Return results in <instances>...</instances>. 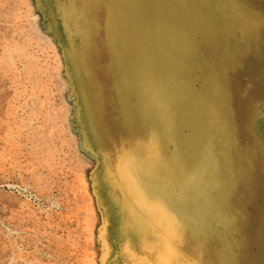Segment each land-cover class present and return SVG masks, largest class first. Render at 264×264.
<instances>
[{"label":"rangeland","instance_id":"374dc122","mask_svg":"<svg viewBox=\"0 0 264 264\" xmlns=\"http://www.w3.org/2000/svg\"><path fill=\"white\" fill-rule=\"evenodd\" d=\"M249 1L264 12V0ZM76 4L93 24L98 15L95 0H76ZM46 10L51 7L47 5ZM256 35L253 32L245 40ZM237 39L243 41L241 36ZM100 41L97 28L91 27V39L79 48V55L92 77L85 78L83 68L78 76L72 66L74 90L64 70V52L36 1L0 0V264H102L106 256L101 239L103 212L93 192L96 159L86 142L78 102L84 97L94 140L100 150L109 151V165L115 157L111 137L118 132L126 135L129 122L122 117L113 70L107 67L110 57ZM259 42L261 51L243 54L244 68L231 78L239 131L233 124L230 127L239 140L223 150L226 167L245 191L243 203L256 210L252 215L257 217L255 222L243 211L251 220H247L250 237L237 252L241 264H264L258 233L264 221V169L254 119L256 103L264 101V30ZM119 50L127 64L130 48L122 44ZM124 72L120 80L130 81L134 70ZM94 95L98 110L92 106ZM124 106L126 109L125 102ZM98 192L106 206L108 237L114 241L118 237L116 216L121 214L116 215L114 207L112 213L101 183ZM133 243L139 246L135 240ZM253 252L259 255L254 257Z\"/></svg>","mask_w":264,"mask_h":264},{"label":"water","instance_id":"95a60500","mask_svg":"<svg viewBox=\"0 0 264 264\" xmlns=\"http://www.w3.org/2000/svg\"><path fill=\"white\" fill-rule=\"evenodd\" d=\"M35 1L64 52V70L74 86L70 67L72 35H84L90 41L91 23L74 0ZM95 2L98 15L93 17L92 25L99 32L102 49L117 55L118 43H126L130 48L134 74L125 84L134 96L133 105L142 125V136L134 148L153 151L154 157L145 160L133 148L116 156L109 172V151L98 150L91 140L78 102L83 132L96 159L92 170L93 192L103 212L101 239L106 247L102 264H107L118 239L112 241L108 237L109 220L98 186L100 183L108 186L114 175L128 186L125 194L118 189L131 219L127 223L124 216H116V234L126 235L131 264H152V249L131 244L133 240L138 242L137 232L142 233L147 245V236H152L156 238L155 244L161 243L164 249L177 254L169 241L171 237L183 241V230L200 237L203 243L209 237H224L235 228L236 218L229 202L231 191L223 182V164L217 150L219 143H227L219 133L228 123L222 121L216 102L222 101L230 119L227 122L236 130L230 88L235 64H221L218 70L208 60L201 62V43L210 49L222 46L224 40L234 41L235 34L245 39L257 32L256 42H249L241 52L248 53L264 30V12L249 0ZM47 5L50 11L46 10ZM195 58L198 66L194 72ZM184 70L196 75V83L182 77ZM103 155L107 161L102 162ZM182 180L186 182L184 187ZM228 250L226 247L225 252L229 253ZM225 252L223 246L216 247L217 261L234 264Z\"/></svg>","mask_w":264,"mask_h":264},{"label":"bare ground","instance_id":"6f19581e","mask_svg":"<svg viewBox=\"0 0 264 264\" xmlns=\"http://www.w3.org/2000/svg\"><path fill=\"white\" fill-rule=\"evenodd\" d=\"M74 1L76 3V0H74ZM34 15H35V13H34ZM91 27H93L92 22H91ZM39 32H40V30H39ZM90 33H91V31H90ZM255 33H257V32H255ZM237 36H238V34L237 35L235 34V36H232V39L234 41L229 42L228 40H224L222 42V46L219 45L218 47L215 46V47L210 48V49H208L206 46H204L203 45L204 43L202 42L201 45L203 47H202V51H201V59H200L201 62L204 60H208V63L209 64L212 63V65L218 70H219L221 64L225 65V64H232L233 63L232 65L235 64L234 67L231 69V75L233 77L234 74H236V73H238V71H240L239 69L244 68V65H241V60H242V55L245 53H241V52H243V50H245L244 48L248 45L249 42L253 41L252 43H255L256 41H254V40L257 37V35H256V37L254 39H251V40L250 39L249 40L242 39L243 41H240V39L237 40ZM72 37L74 40V47L71 51L72 55L70 57L71 70H72V66H74L76 74L78 76H82L81 68H83L84 77L90 78V77H92V73L89 71L90 69L86 70V68L83 66L82 58L79 55L80 54L79 48L84 43H86V44L89 43V40H87V37H84V35H79V34L72 35ZM228 39H230V38H228ZM67 41H68V43H70L69 37H67ZM120 46H121L120 43H118V46H117L118 52H116L117 55L110 54L107 51L108 55L110 57L109 65L107 67L111 68L113 70L112 79L114 82L116 93L119 96V101L121 102V105H122V107H121L122 117H124L129 122L127 124V126L125 125L126 135H122L120 132H118L116 134L114 133L113 137L110 136L112 138V143H113V147L115 150V157L118 155H121V153H123V152L127 153L128 151L132 150L135 146L136 140H138L142 136V125H141L140 120L138 118V115L136 113V108L133 105L134 96H133L131 90L129 89L128 85L125 84L124 81L122 82L120 80V77L124 76V74H123L124 71H125L124 73H126V75L128 73H130V71L132 73L131 55H130V59L128 60L127 64H125L124 60L118 55V54H120L119 53ZM254 46L256 48L251 46L249 51H251L253 49L258 50L259 52L261 51L260 50L261 46H260L259 40H258V43ZM124 47H128L126 43H124ZM58 50L60 51V48ZM222 51H224V52H223L222 56L219 58L218 55ZM247 54L244 56V59L248 56ZM222 59H225V60H222ZM197 66H198V60L195 58L194 70H193L194 72L197 69ZM72 72H73V70H72ZM182 77L186 81L191 80L192 82L196 83V75H194V74L189 75L187 70L182 71ZM92 100L94 102V105L92 104V106H94V108L96 110H98L99 109L97 107L98 101L95 98V95L92 97ZM124 102L126 103V109L124 106ZM214 102H215V100H214ZM216 102L218 103L219 114L221 116L222 121L224 120L226 123H228L227 127L221 129L222 133H219L220 136L222 137V139L224 141H227V143H225L224 145L222 143H219L217 146V150L219 152V155H220V158H221V161L223 164V167H222L223 182L225 183L227 190L231 191L229 202L231 204V208L233 211L232 213H233L234 217L236 218L235 228L233 230H231L230 232L226 233V235L224 237H221V238L220 237H216V238L215 237H212V238L209 237V238L205 239V241H203V243H202V240L200 239V237L195 238L193 235L190 234L189 231L183 230L182 234H181V237H182L181 239L183 241H180L176 237H171L170 241H169L171 243V245L173 246V248L177 251V254L172 253L171 251H173V250L167 251V249H164V247L161 245V243L155 244L154 240H156V238H154L152 236H147L148 243H149L147 245V243L144 242L142 233L137 232L138 245L141 246L143 249H148V247H149V249L153 250L154 261H151L152 264H202V262H204V261L209 262L210 264H220L217 261V259L215 258L217 246L218 247L223 246L224 252H225V248L228 247V249L230 251L228 250L229 251L228 254H227V251L225 252L226 256L228 255L229 257H232L234 264H241V263H239V260H240L239 256H241V255H239L240 253L237 254V252H239V250H242V247L244 248L246 237L247 236L250 237V233L248 231L249 223L247 222V220L252 219L254 222L256 221V219H257L256 215L254 217L252 216L253 214H255L254 211H256V210H255V206H253V205L249 206V205H245L243 203L242 198H243V193H245V191L237 186V184L235 183V179L233 178L234 172L231 169H229L228 167H226V162H227L226 160H228V158L224 155L223 150H224V148H227L228 145L230 147L231 141H234L236 143L239 140V138L236 137V135H234V133L230 127L231 126L230 122H227V119H229V118L227 116V111L225 110L224 107H222V101L218 102V99H217ZM80 104H81V108H82L84 122H85L86 127L89 131L91 140L97 146V143L93 137V133L90 129V123H89L87 113H86L87 111H86L84 97L81 99ZM257 110H258V108H257ZM257 110H256V112H258ZM257 114H255V119L259 118V116H257ZM236 124H237V122H236ZM236 131H239L238 127H237ZM81 132H82V130H81ZM76 147H77V145H76ZM86 147H85V150H86ZM231 147L234 148L233 146H231ZM260 147L262 149L261 145H260ZM97 148H98V150H100V148L98 146H97ZM134 150L137 151V152L133 151L134 153L140 155L145 160L154 159L153 151L150 152V150H148V149L143 150L141 147L138 150L136 148H134ZM151 153H152V155H151ZM90 154H92V153H90ZM115 157H114V160L116 159ZM103 160H107V158H105L104 155H103ZM112 164L111 165L108 164L109 172H112ZM232 165H233V163H232ZM233 168H235V167H233ZM240 172H241V170H240ZM236 173H237V171H236ZM114 177L115 178H112V177L109 178L110 182L108 181V183L110 186L109 185L106 186L105 183L103 184L104 193L103 192L102 193L104 194L103 195L105 197L104 199H106L107 204L109 205L110 209L112 210V213H113V207H114L116 215H118L120 213L121 214L120 217H122V213H123V216H124L123 220H125V222L129 223V222H131V219L129 217L128 212L125 209V206L123 203L124 199L121 198L120 190L118 189V187H120L123 194H125L127 184L124 181H119L115 175H114ZM107 180H108V178H107ZM185 183L186 182L184 180H182V183H181L182 187H184ZM117 184H119L120 186H117ZM117 193H118V195H117ZM122 199H123V201H122ZM109 201H111V204H109ZM250 202H252V201H250ZM258 203H261V202H258ZM116 207L118 208L117 210H116ZM243 211L249 212L250 213L249 217H251V219H249V217H247L248 215H244ZM98 225H99V223H98ZM127 236L129 237L128 234H127ZM125 237H126V235L118 234L116 249L110 255L108 260H106L107 264H131L130 263V257H129L130 255H129L128 245H127L126 241L124 240ZM125 239H127V237ZM131 244L133 246V244H134L133 241L131 242ZM93 246H94V244H93ZM163 254L165 255V258H163V256H162ZM100 264H101V262H100ZM137 264H141V263L138 262Z\"/></svg>","mask_w":264,"mask_h":264},{"label":"flooded vegetation","instance_id":"af4514ba","mask_svg":"<svg viewBox=\"0 0 264 264\" xmlns=\"http://www.w3.org/2000/svg\"><path fill=\"white\" fill-rule=\"evenodd\" d=\"M250 86H251L250 84L247 85V87H250ZM256 104H257L256 110L258 108V110H257L258 112L255 111V114L258 113L259 115L257 114V116H259V118L255 119V114H254V119H255L256 123L258 124V127H256V135L258 137L260 145L262 146V149L260 147H258V148H259L260 152L262 153V161H263V169H264V101L257 102ZM256 151H257V148H256ZM256 153L257 152L254 153V156ZM255 158H256V156H255ZM252 165H253L254 170L257 171L258 167H257V164H256L254 158L252 160ZM258 233H259L260 241L264 246V221H263V226L261 229H259ZM253 253H254V255H253L254 257H256V255H259V254H256V252H253ZM262 256L264 258V253L262 254Z\"/></svg>","mask_w":264,"mask_h":264}]
</instances>
